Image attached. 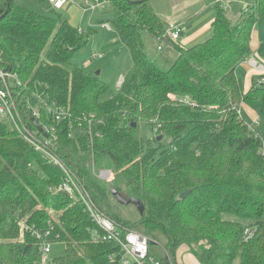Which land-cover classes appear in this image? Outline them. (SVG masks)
Here are the masks:
<instances>
[{
    "label": "trees",
    "instance_id": "trees-1",
    "mask_svg": "<svg viewBox=\"0 0 264 264\" xmlns=\"http://www.w3.org/2000/svg\"><path fill=\"white\" fill-rule=\"evenodd\" d=\"M151 2L108 0L110 28L132 67L105 101L109 85L72 61L93 31L83 33L18 0H0V69L18 76L25 102L40 103L35 122L55 128L57 155L106 217L149 244L161 235L171 264H182L176 253L184 248L199 264H264V146L239 112L245 107L264 118V75L251 76L246 88L235 73L251 54L264 0L242 10L235 24L216 4L211 36L189 48L168 38ZM142 33L177 53L169 69L148 60ZM257 54L264 60V44ZM45 106L63 110L66 119L47 117ZM141 124L169 145H144ZM103 166L112 172L109 184L93 173ZM63 178L0 121V264H40L43 243L64 245L53 264H121L120 246L101 239L83 203L55 192ZM112 191L141 202L137 222L122 217ZM245 229L254 231L249 241Z\"/></svg>",
    "mask_w": 264,
    "mask_h": 264
},
{
    "label": "built area",
    "instance_id": "built-area-1",
    "mask_svg": "<svg viewBox=\"0 0 264 264\" xmlns=\"http://www.w3.org/2000/svg\"><path fill=\"white\" fill-rule=\"evenodd\" d=\"M222 1L234 2L237 0H217L219 4ZM46 2L52 8L61 10L70 3V0H46ZM107 5H109L108 0H84L81 8L83 11L95 12L96 10L104 9ZM101 28L110 29L106 24H103ZM181 33V28L174 24L169 25L166 30V35L171 41H178L181 38ZM158 41L161 44L158 47V50H160L163 42ZM97 58H101V55H98ZM251 65L258 70L262 69L261 66L256 65L254 62H251ZM260 82H263V79H260ZM19 88H22V83L18 76L0 69V121H7L12 131L17 132L23 140L33 146L35 150L40 152L62 172L64 178L55 192L65 193L79 199L83 203L91 220L102 233L101 239L115 242L120 246L122 251L121 264H165L149 253V240L145 236L134 230L124 229L120 224L106 217L96 208L75 174L71 172L70 168L57 155L55 147L57 135L55 134V128L35 122L36 118L39 119L40 117V108L42 106L36 109V104H40L39 102L36 101L33 104L34 101L31 102L30 99H27L25 102L26 97L21 96L22 93ZM43 110L47 117L49 115L53 116L54 121L57 123L65 120L67 116L63 110L54 109L52 106H45ZM98 178L104 181H110L111 171L100 170ZM253 234L254 231L251 229H245L243 232V240L249 241L253 237ZM33 235L40 238V235L37 233H33ZM50 245V243L42 244L40 248V264L48 262V256L51 252ZM165 259L167 260L166 264H171L167 255Z\"/></svg>",
    "mask_w": 264,
    "mask_h": 264
},
{
    "label": "rangeland",
    "instance_id": "rangeland-1",
    "mask_svg": "<svg viewBox=\"0 0 264 264\" xmlns=\"http://www.w3.org/2000/svg\"><path fill=\"white\" fill-rule=\"evenodd\" d=\"M83 1L84 0H70V3L63 9L53 10V11L50 9V7H48L45 3L41 2L40 0H18V4L22 7L35 11L39 14L54 17L59 21L66 20L68 23L74 26L78 25L80 21V16L83 18L80 26V31H82L83 33H88L89 31H93V34L89 39L88 43L86 44V46L74 55L72 61L76 66L81 67L88 73L95 74L98 77L100 78L103 77V79H105L104 81H106V83L109 85V91L101 97V101H105L119 92V86H117V83L120 81V77L123 71H125L127 67L130 65L131 59L127 49L124 46H122L118 41L114 30L111 28L112 29L111 31H105L100 29L98 25V23L101 21L107 20V22H109V20H111L112 18L111 6L107 5L104 9L96 10L95 12L83 11L81 8ZM246 1L248 2L249 0ZM222 2L228 8L233 7V5H235V7L236 6L239 7V5H236L237 3H239L238 0L233 3L230 1H222ZM172 3H173L172 0H152L151 5L153 8L155 7V9H158L160 14L168 15V13H170V10L172 9ZM254 3L252 2V4ZM252 4H249V6H252ZM224 5H222L223 10L225 9ZM240 10L241 8L239 7V12ZM228 11H230V9L225 11V14H227ZM81 12H83V14ZM237 20L230 19V22L231 24H235ZM90 21L92 23V26L89 25ZM195 21L196 20L194 19L192 23H194ZM192 23L190 21V25ZM253 31L255 32L256 37L264 34V15L257 20L253 28ZM142 37L144 39V42H147L148 44H152L153 42V40L151 39L152 37L148 36L145 33H142ZM176 44H180V39L177 41ZM252 47H253L252 49L250 47L252 51L251 55L255 59L253 55L255 48L254 46ZM97 55H102V58L98 59ZM252 56L249 57L248 60H250ZM154 64L157 65L162 70H167L172 65V64H168L167 61H163V60H160V62L158 61ZM97 71H100V75L96 74ZM238 76L242 79L241 81L243 82V84L248 82V78L243 76L241 74V71L238 73ZM39 106L40 104H36V109ZM258 120H259L258 125L251 124V122H247V125L250 128H252V125L256 127V130L259 131L258 133L262 139L264 146V118L259 117ZM4 122L9 126L7 121H3V123ZM139 131L144 145H148L149 143L153 144L155 140L156 142L153 144V146H155L156 143H162L163 145H169L170 143V139L167 137H162L160 141H157L158 137L156 135V129H154L152 126L141 124ZM100 170L103 171L110 169L107 166L105 167L103 166L101 169L94 167L93 173L94 174L96 173L97 176L99 177ZM112 178L113 175L111 172V180ZM101 181L108 184L110 182L104 180ZM117 210L125 220L131 223H135L140 219V214L137 211V208L132 204L129 205L117 204ZM52 215L54 217L56 216V214L54 213H52ZM225 218L231 221L238 220L237 218L230 215H225ZM50 246H51L50 247L51 252L48 256L49 257L48 262H46L45 264H53V262L55 261L57 262L64 255L63 244L51 243ZM149 253L157 259L164 258L165 254L169 255L168 251L167 250L165 251V240L161 235H157L156 240L153 241L152 244H149ZM176 259L178 260L177 262L182 261L183 264H199L198 260L196 259V256L193 255L186 248L177 251Z\"/></svg>",
    "mask_w": 264,
    "mask_h": 264
},
{
    "label": "crops",
    "instance_id": "crops-1",
    "mask_svg": "<svg viewBox=\"0 0 264 264\" xmlns=\"http://www.w3.org/2000/svg\"><path fill=\"white\" fill-rule=\"evenodd\" d=\"M172 9L170 10V13L168 15H162L159 13L158 9L153 8L156 16L158 17L160 23L162 26L167 30L168 26L171 24L177 25L181 28L182 33H181V38H180V44H178L182 48H189L192 47L199 42H203L206 39H208L211 36L212 33V28H211V23L214 19V6L216 4L220 5V7L223 9L224 3L221 2L220 4L217 2V0H172ZM255 0H249L248 2L246 0H238L239 3L236 5H239L241 8L239 12V7L233 5V7L228 8L226 5H224L225 9L224 12L229 10L228 13L226 14L227 18L230 20H237L239 18L241 11L245 10L246 8H249V4L254 3ZM235 2V1H234ZM233 3V2H232ZM222 4V5H221ZM68 5V4H67ZM66 5V6H67ZM65 6V7H66ZM253 6V4H252ZM227 7V9H226ZM238 7V8H237ZM83 14V12H81ZM196 20L194 23L192 21L194 19ZM83 18L80 16V21L78 23L77 28L80 29L81 23H82ZM191 21V25H190ZM110 25L107 20L101 21L98 23L100 29L105 30V31H111L112 29L110 28L109 30L105 28H101L102 25ZM89 25L92 26L91 21L89 22ZM74 26V25H73ZM110 27V26H109ZM116 34V33H115ZM117 37V35H116ZM118 39V37H117ZM152 44H148L147 42H144V51L146 54V57L148 58L149 61L156 63L160 62V60L167 61L168 64H172L174 60L177 57V53L174 52L173 48L169 45H162L161 49L158 50V47L161 46V44L158 43L157 39H153ZM203 40V41H202ZM119 41V40H118ZM174 43H177L174 42ZM264 44V34L259 35L256 37L255 32H252V37L250 41V47L251 49L254 46V57L250 54L249 57L252 56L250 60H246L238 65L236 68V76L241 79L238 76V73L241 71V74L248 78V82H246L244 85L246 88L250 86V78L251 76H260L264 75V60H262L258 54L257 50L260 45ZM150 45V46H149ZM166 50V51H165ZM165 51V52H164ZM164 52V53H163ZM252 53V51H251ZM98 56V55H97ZM248 57V58H249ZM95 58V57H93ZM102 58V55H101ZM100 59V58H99ZM251 62H254L256 65L261 66V70H258L257 68L253 67L251 65ZM258 62V63H257ZM132 67V63L127 67L125 71H123L120 81L117 83V86L120 87L123 78L125 74L130 70ZM100 75V71H97ZM101 79L104 81L103 77ZM242 80V79H241ZM106 82V81H104ZM240 116L246 120V122H251V124L255 125V122H257V125L259 123L258 116L255 112H252L251 110L246 109L245 107H240ZM249 120V121H248ZM249 124V123H248ZM252 125V128L256 130V127ZM259 132L258 130H256ZM182 263V261H181ZM183 264V263H182Z\"/></svg>",
    "mask_w": 264,
    "mask_h": 264
},
{
    "label": "water",
    "instance_id": "water-1",
    "mask_svg": "<svg viewBox=\"0 0 264 264\" xmlns=\"http://www.w3.org/2000/svg\"><path fill=\"white\" fill-rule=\"evenodd\" d=\"M96 74H98V73H96ZM36 127H37V125H36ZM161 138H162V136H159L157 138V141H160ZM112 193H113L114 198H115V200H116V202L118 204H121V205L132 204V205H134L137 208V211L139 212V214L143 213L144 207H143V205L141 204V202L139 200H137V199L124 200L119 195H116L114 191H112ZM188 193L189 192H185L180 197L183 199Z\"/></svg>",
    "mask_w": 264,
    "mask_h": 264
}]
</instances>
